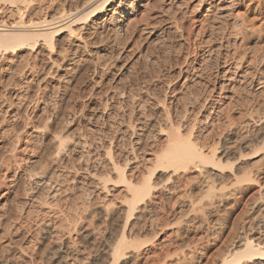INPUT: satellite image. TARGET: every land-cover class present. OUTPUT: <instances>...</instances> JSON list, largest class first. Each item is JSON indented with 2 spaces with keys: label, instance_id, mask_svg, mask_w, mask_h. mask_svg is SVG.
<instances>
[{
  "label": "rangeland",
  "instance_id": "rangeland-1",
  "mask_svg": "<svg viewBox=\"0 0 264 264\" xmlns=\"http://www.w3.org/2000/svg\"><path fill=\"white\" fill-rule=\"evenodd\" d=\"M234 2V13H237L238 16L232 20L233 23L236 22L239 25L241 21H246L245 25L249 31L253 30L252 33L238 31L236 28L233 34L231 31L225 30L223 26H218V28L213 24L207 25L203 17L206 13V4L202 5L198 11H194L195 15L191 14L199 22L191 24V20H189L184 23L182 31H176L174 24L171 23L173 19L170 18L173 13L165 12L167 8L164 3H161L160 0H138L140 6L137 7L134 16L130 17V24L124 26L121 31L116 32L109 29L101 35L102 37L82 35L85 38L87 36L86 40L90 42L86 45L87 47L81 50V59L70 66L71 70L67 71L66 67H63L65 64L60 63V58L52 56L62 69L50 71L40 83L39 89L36 88L35 80H38L37 77L43 73L45 63L48 61L45 52L44 55H38L31 50H24L2 54V59H0V248L11 236L14 238L18 234L12 230L15 225L22 224L24 221L22 225H26L22 231L29 230V226L32 225L30 227L32 230L29 231L32 246H28L29 249H27L29 251L27 253L30 255L27 256L26 253L27 258L23 257L25 260L22 256L14 259L17 260L14 261L15 264H26L25 261L29 260V256L30 258L34 256V259L40 261L39 263L38 260H35L34 264H37L36 262L50 264L49 260L45 259L44 253L40 257L39 253L37 254L38 241H40L38 239L42 234V232L40 233L42 228L38 224H41L42 219L44 221L47 217L45 220L52 222L59 239L65 236L63 233L77 231L80 225L84 227L89 225L86 227L89 229L95 228V232L100 233L97 232V236L100 237L111 222L99 223L97 218L93 214L91 217L90 214L104 204H108L109 207L117 205L124 196L121 184L114 177L108 183L107 195L93 187L83 185L82 176L86 171V166L98 167V172H101L102 176L107 175V171L102 169L103 160L94 157L92 160L88 158L89 161H87L88 156H85L90 150L85 145L84 148L79 149V153L84 156L82 161L80 155L77 154L78 151L76 153V151L65 150L63 153L66 152V155L62 154L61 159H57L60 162H57L55 159L57 156L53 158L56 153L54 151L56 149L55 139L62 140L63 138L64 142L71 143L78 138L87 141V143L91 141L93 150L97 152L99 150L101 154V147L105 144L109 146L112 141L113 144L115 143L113 146L117 147L114 150L118 153L119 150H129L131 140L140 138L142 135L146 136L145 143L147 145L143 146L137 159L133 160L131 170L135 176L139 171L145 172L144 174L147 176L149 171L148 175H151L154 168L151 167L153 163H148L145 160L151 158L149 153L159 154L165 148V138L159 136L158 129L164 127L168 120L173 126L175 125V128L179 129L182 136H191L189 138L195 140L194 142L198 147H202L204 152H208L210 148H216L218 154L225 153L228 148H231V145L233 147V144L237 145L238 142L233 143L235 138H239V140H251L252 138L251 145L254 146V148H250L252 151L249 152L241 148L240 162L236 163L235 159V161L229 159L228 162L233 163V168L234 163L239 164L241 172H248L254 168L256 164L254 166L253 164L261 158V152L252 154L256 147L253 143V132L256 131L259 123L255 122L248 127L243 123L247 119L253 118L257 121L258 118L264 116V85L261 87V84L258 85L253 81L250 86L246 85L239 90L236 89L237 91L233 90V94L228 100L224 99L225 92L218 94L216 88L213 89L215 86L214 76L224 67L223 64L226 65L234 61L242 62L241 58L248 63L247 67L251 66L248 67L251 77L255 76L260 79L259 82H264V10L262 16L260 15L259 19L256 16V19L252 12L259 0H235ZM262 2L264 6V0ZM75 3L76 0H37L33 6L39 8L34 12L35 15L41 13L35 17L32 12L31 17L34 18L32 20L35 22L37 18L40 19L39 16L42 20L43 16L52 12L66 15L68 9H72ZM130 5L131 2L126 4V11L130 10ZM175 11L177 10L173 9V12L177 13L176 19L181 20L182 15ZM7 13L4 16L7 15V21H9L13 16H9ZM120 15L118 12L116 17L119 18ZM8 16L11 18L9 19ZM232 21L228 22V26L233 24ZM220 28L225 31H221ZM69 43L68 41L62 43L63 48L74 50V45L79 42ZM83 51L84 54H82ZM188 63L194 65L191 66L196 68L195 72L187 69L188 65L190 66ZM251 70L252 72H250ZM185 76L188 77L185 79ZM28 86H30L29 90ZM32 127H42L40 128L41 132L34 135ZM229 133L234 135L229 137ZM60 151L62 152V150ZM262 163L264 164V162ZM52 164L57 166L59 171L63 170V174L60 175L61 180H59L60 176L53 179V182L56 181L54 183H58L56 187L61 188L59 190L61 192L60 196L57 195L56 200H58H53L57 207L52 205V208L54 207L51 209L52 212L48 210V215L53 214L51 217L47 215V210L39 211V208L31 206L30 199L38 194L35 191L39 188L35 178H32L33 173L34 177ZM34 167L36 168L34 169ZM229 169L226 168L225 171L230 172ZM23 170H28L29 173ZM29 174L31 178H28ZM184 175L172 177L170 182L163 179L170 187L167 193L171 198L164 204L165 208L169 210L161 215V220L156 224L158 237L151 245L154 244L157 252L162 251L159 255V264H221V260L232 248L233 243L238 241L237 239H240L244 232L249 233V228L253 227L258 232L264 230L263 180L260 183L262 186L256 183L248 185L236 200L233 196L231 197L227 190L228 187L221 189V186H217L213 190L217 195H220L221 192L224 194V190L229 195L225 193L227 199H225L226 201L222 200L221 203L218 202L220 205L217 202L212 205L213 207L210 208L213 214L211 218L201 214L196 217L191 215L190 219L182 220V222L185 221V225L178 224L176 218L179 216L178 211L182 205L187 202L201 204L203 201L201 199L205 197V190L202 187L205 175L199 178L191 171ZM188 175L191 176L187 177ZM182 177H186L187 181ZM171 179H173L172 182ZM229 182L227 181L225 184H229ZM260 187L263 190H260ZM40 197L43 198L44 195ZM80 197L81 199H79ZM49 200L48 202L52 201V199ZM260 208L263 209L260 210ZM22 211H28L32 215L29 214L30 219L27 215L23 220L25 214ZM62 212L64 213L62 214ZM42 213H46L47 216ZM256 214L257 217H255ZM259 214L263 217L261 218ZM255 221L257 222L255 223ZM68 222H71V227ZM36 226L39 229H36ZM199 228L207 234L203 235V232L199 234ZM76 231L71 233L73 238L80 232L75 234ZM185 235L188 238L193 236V238H189L192 241L188 242L187 247H181L179 244L186 237ZM164 236L167 240L164 239L165 242L160 243L159 241ZM162 243H166V246H162ZM85 253L90 252L85 251ZM1 256L8 258L11 255L9 256V252H5L0 253V258ZM89 259L90 257H88ZM87 262V260L84 261L86 264ZM239 264L245 263L242 261ZM246 264L250 263L246 262Z\"/></svg>",
  "mask_w": 264,
  "mask_h": 264
},
{
  "label": "bare ground",
  "instance_id": "bare-ground-1",
  "mask_svg": "<svg viewBox=\"0 0 264 264\" xmlns=\"http://www.w3.org/2000/svg\"><path fill=\"white\" fill-rule=\"evenodd\" d=\"M36 1L37 0H0V59H2V54H6L9 52L16 53L18 51L31 50L38 55L39 54L44 55L45 52L48 61L47 63H45L46 65L44 66L43 73L37 77L38 80L37 79L35 80L37 82L36 83L37 89H39L40 83L43 82L42 80H44L45 76L48 73H50V71H54V70L56 71L59 70L60 68V64H58V62L54 60L52 56H56L60 58L61 61L60 63L65 64L64 66L63 65L62 66L66 67L67 71L71 70L70 66L73 65L77 60L81 59L80 57L81 50L87 47L86 45L90 42L86 40L87 36L90 37L89 35H98L102 37L101 35L109 29L114 30L116 32L121 31L124 28V26H126L129 23V21H131L130 17L134 16V12L137 10V7L140 6L138 0H76L75 6H73L72 9L71 8L68 9L67 12L68 14L60 15V12H55V13L52 12L51 14L48 13L45 16H43L42 20H40L41 17L39 16L40 19L37 18L36 20H40V21L35 20L34 22L32 20L33 17H31V15L32 12L38 10L39 8V7L34 8L35 6H33ZM234 1L235 0H160V2L164 3L167 8L165 12L169 11L173 13V16H171L170 18L171 20L173 19L171 23L174 24L175 27L174 29L176 31L177 30L180 31L181 29H183L184 23L188 22L189 20H191L190 21L191 24L192 23L194 24L195 22H199V20L193 17L192 15L194 14V11H198L200 7H202V5L206 4L207 5V8L205 10L206 13L203 15V17L205 18L204 22H206L207 25L213 24L216 25L217 27L223 26L225 30L227 29L232 33L233 31L236 30V28L238 29V31H245L248 34L252 33L253 32V30H251L252 26L250 27L251 28L250 30L252 31L251 32L249 31V28L246 27L245 25L246 21L245 22L244 20L241 21L239 25L236 24V22L235 24L233 23L232 20L234 18H237L238 16L237 13L236 14L234 13L235 11ZM128 2H131V5L129 7L130 10L126 11L125 8ZM263 7L264 6L262 0H259V2L253 8L252 13L253 15H255V17L258 16V19L259 16L260 15L262 16L263 14V10H264ZM173 9L174 10L176 9L178 11V14L182 15L181 20H178L179 18L176 19L177 13H174ZM7 11L9 13V16L14 17V18L12 17V19L9 21H7V15H5L6 17L4 16V14H6ZM118 12L121 14L119 18L116 17ZM40 13H38L37 15H39ZM33 14L35 15V12ZM37 15H35V17ZM4 18H6V20H4ZM10 18L11 17H9V19ZM231 21L233 24L232 25L229 24L231 26H228V22L231 23ZM224 29L222 28V30ZM235 33L237 34V31ZM83 34L87 35L86 38L82 36ZM65 41H68V43L69 42L70 43L79 42V43L77 45H74V50H68V48L67 49L63 48L62 43H64ZM82 54H84V51ZM240 57L242 56L240 55ZM241 59L242 62L234 61L227 63L226 65L223 64L224 67L221 70H219L217 73L215 72L216 73V76H214L215 86H213V89L215 90L216 88V90L219 92L218 94L225 92L226 95H224L225 97L224 99L228 100L231 94H233L232 93L233 90L236 89L239 90V88L243 86L246 87V85L250 86L253 81H255L258 85L261 84V87L262 85H264V82H259L260 79L255 78V76L251 77V74L248 71V67L251 66L247 67L248 63L245 60H243V58ZM236 60L238 59L236 58ZM191 65L193 64H190V66L188 65L187 69H190L192 72H195L196 68L193 67L194 65L193 66ZM250 72H252V70ZM187 77L188 76H185V79ZM29 89L30 86H28V90ZM255 122H258L259 124L257 125L258 127L256 131L253 132L254 133L253 143L256 145V147L255 150L252 152V154L256 152H261L260 155L261 158L256 163L253 164V166L255 164L256 165L254 166V168L252 166L253 169L248 172H241L240 170L241 166L239 167V164L236 163L237 161L240 162L239 159L242 158L241 157L242 153L240 151L241 148L246 149L249 152L252 151V149H250L252 147L251 145L252 138L251 140H243L242 138H241L242 140H239V138L238 139L235 138L233 143L238 142L237 145H235L236 143L233 144L234 147L231 145V148H228L225 153L223 152L218 154L216 148H210V150L208 149L209 150L208 152L207 151L204 152L202 150V147L200 146L198 147L197 143L194 142L195 140L190 139L191 136L189 135L186 137L182 136L183 134L180 133L179 129L175 128L174 127L175 125L173 126V124L168 120L166 121L164 127L158 129L159 136H164L165 138L166 141L165 148L159 154L155 152H152L151 154L149 153V155H151V158L150 159L146 158L145 160L148 163H153L151 164V167L153 166L154 168L153 172H151V175H148L150 173L149 171L147 176L144 174L145 172L142 173V171L137 172L135 176L134 172H132L131 170V168H133L131 166L134 163L133 160L137 159V156H139L140 152L143 149V146H145V144L147 145V143H145L146 136L143 137L142 135L141 137L139 136L140 138H135L134 140H131L129 142L130 143L129 150L128 149L125 151L119 150L118 153H116L114 150L115 147L113 145L115 143L113 144L112 143L113 141L109 144V146H106V144H105L106 147L101 145L102 146L101 154L99 153V150L98 152L93 150L91 141L90 143H87V141L78 138L71 143V142H64L63 138L62 140L55 139L54 145L56 149L54 151L56 153L53 155V158H55L54 156H57L58 158L56 157L55 158L56 160L59 158L61 159L62 154L66 155L65 154L66 152L63 153L65 150L66 151L69 150V151H76V153L78 151L77 154L80 155L78 156L81 157L80 160L82 161V157L84 156H82V154L79 153L80 152L79 149L84 148L85 145L89 147L90 150L85 156V157L88 156L86 159L87 161H89V159L92 160L94 157L96 159L101 158L103 160L104 165L102 166V169H105V171H107V175L102 176L100 174L101 172L100 173L98 172V167L86 166L85 168L86 171L82 176L84 182L83 185H87L90 188L93 187V189H96L100 193L106 194L107 191L109 190L108 183L111 182L112 181L111 178L114 177L115 179H117V182L121 184V187L123 188L122 190L124 196L123 199L120 200L121 202L117 203V205L113 207H109L108 204H104L102 206L97 207L90 214L91 217L93 214V216L97 218L99 223L105 222L106 224V222L109 221L111 222V224L104 229L103 233L101 231L102 234L100 235V237L97 236L96 233L98 231L95 232V228L89 229L86 228L89 225L86 227L80 225V227L77 226L79 227L77 231L73 230V232L69 231L70 233L69 232L63 233L65 234V236L63 238L60 237V239H62L60 240L59 236L56 235L57 231L55 232L56 228L55 229L53 228L52 222L50 220H45L47 217L46 218L44 217L45 218L44 221L42 219L41 224H38L42 228L40 231V233L42 232V234H40L41 235L39 236L40 239H38L40 241L37 240L39 242L37 246L38 249L37 254L39 253V257H40L41 254L44 253L46 255L45 259L49 260L50 264H86L84 263V261L86 260L88 261L87 264H156V262L157 264H159V258H160L159 255L160 253H162V251L157 252L156 250L157 248H155L154 244L153 246L151 245L154 239L158 237V233L156 232L157 229L156 224L161 220V215L163 213H167L169 210L165 208L164 204L171 198L167 193L170 190V187H168V184H166V182H170V178L180 176V174H183V176H185L184 174H187L189 171L197 174L199 178L200 176L203 175H205L206 177L205 180L202 179L203 183L201 182L203 185L202 187L206 192V193L204 192L205 197L201 199L204 201V203H202L203 201L201 202V204H194L193 202L184 203L185 205L183 204L180 210L178 211L179 216L177 217L175 215L178 221L176 222L180 225L182 223L185 225L184 223L185 221L182 222V220L190 219L189 217L191 215L196 217L198 214H201L208 218H211L213 214L211 212L212 209L210 208L213 207L212 205H214L216 202L221 203L222 200L227 199L226 194L229 195L230 193L231 197L233 196L234 200H236L239 194H242V192H244V190L247 188L248 185L252 183L261 185L260 184L261 180H263L262 184H264V166H263L264 164L262 163L264 162V116L258 118L257 121L253 120V118L249 120L247 119L243 124L246 127H248L249 125L254 124ZM44 126L46 125L44 124ZM40 128L42 127L39 128L32 127V132L34 133V135L41 132ZM233 135H234L233 133L228 134L229 137H232ZM62 148L65 149L63 150ZM252 148H254V146ZM60 150H62V152ZM229 157H233V158H229ZM229 159L231 160L233 159V161L236 160V163H234L235 165L234 168L232 166L233 163L228 162ZM59 160H57V162ZM223 161H227V162H223ZM57 162H55V164ZM51 166L48 169L46 168L45 171L43 172L41 171V173L36 174L34 177H33L34 173L31 171L33 173L32 178H35V181L37 185H39V188L37 191H35V193L38 194L31 197L30 205L39 208L38 209L39 211L43 210L45 212L47 210V215H48V210L50 211L51 209H54V207L52 208V205H56L54 204V202L58 200V199L56 200L57 195H59V193L61 192V191L59 192L61 188L59 189V187H56L58 183H54L56 181L53 182V179L63 174L62 173L63 170L59 171L60 169H58L57 166H53V164ZM35 168L36 167H34V169ZM226 168H230L229 170L231 171L226 172L227 171V170L225 171ZM30 176L31 175L29 174V177L28 176L27 177L31 178ZM190 176L188 175L187 177ZM59 178H57V180L58 179L61 180V176ZM182 178H186V177H182ZM163 179L166 182H164ZM167 179L169 180L167 181ZM173 179H171V182ZM185 180L187 181V178ZM227 181H230L229 184H225V182ZM217 186H221V189H226L228 187L229 189L227 190H229V193H226L227 191L224 190L226 194L224 192H223L224 194H222L221 192L220 195H217L213 191ZM261 189L262 188L260 187V190ZM39 195L40 196L44 195L43 197L44 199ZM228 197L230 198V196ZM48 199L50 200L52 199L51 202H53V204H51V202H48ZM79 199H81V197ZM262 209L263 208H260V210ZM61 210L59 211L61 212ZM27 212L22 211V213L25 214L23 220H25L27 215L29 218L30 213L28 212V214H26ZM63 213L64 212H62V214ZM44 214L46 215V213ZM49 215L52 217L53 214L51 215L50 213ZM259 215L261 216V214ZM30 216L32 215L30 214ZM255 217H257V214ZM262 217L263 216H261V218ZM204 220L207 221V219ZM256 222L257 221H255V223ZM68 223L69 225L71 224V222ZM22 224H17L12 229L15 233H18L17 235L14 236V238L11 236V238H9L8 241H5V243L3 242L4 244L0 248V253L9 252V256L10 255L11 256L8 258H4L3 256H1L0 264H15L16 262L14 263V261L17 260L14 259H17L21 256L22 258L24 256L26 257V253L29 252L27 251V249H29L28 246L32 244V238L29 233V231L32 230L30 229L32 225L29 226V230L27 229L25 231H22L24 230V226L26 225L25 224L23 226ZM256 225H254L255 228ZM166 226L169 225L166 224ZM37 228L38 227L36 226V229ZM74 231H76L75 234H77L78 231L80 232L79 234H77L76 237L73 238L71 236V233L73 234ZM198 231L199 234L200 232L201 233L203 232V235L207 234L206 232H204V230L200 228ZM263 231L258 232L255 231L253 227L249 228L248 231L249 233L244 232L242 234L243 236L240 239H237L238 241L233 243L232 248L228 250L224 258L221 260V264H237V263L239 264L242 261H244L245 264L246 262L250 264H264V232ZM7 236H9V234ZM199 236L202 237V235ZM55 237L58 238L57 241L60 240V242L55 241L56 239ZM191 237L193 238V236ZM189 238L188 236H186L184 238L185 240L183 239L179 245L181 247H187L188 242L192 241L189 240ZM164 239L167 240L166 236H164V238L159 242L160 243L163 242ZM164 245L166 246V243H164L162 246ZM148 246L151 247L147 248ZM180 246H178V248H180ZM85 251H89L91 254L92 253L94 254L92 256H89L91 254L90 253L87 254L85 253ZM28 255H30V253L29 254L27 253V256ZM33 257L30 258L29 256L28 257L29 260L26 259L25 263L34 264L35 260L38 259H34ZM88 257H90L89 260ZM38 262L40 263L39 260ZM38 262L36 263L39 264Z\"/></svg>",
  "mask_w": 264,
  "mask_h": 264
}]
</instances>
